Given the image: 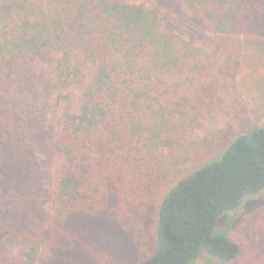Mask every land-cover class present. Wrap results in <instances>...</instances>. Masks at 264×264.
<instances>
[{"label": "trees", "instance_id": "16d2710c", "mask_svg": "<svg viewBox=\"0 0 264 264\" xmlns=\"http://www.w3.org/2000/svg\"><path fill=\"white\" fill-rule=\"evenodd\" d=\"M179 3L207 31L203 44L147 2L0 0V193L31 154L15 122L28 108L25 85L58 110L37 151L66 163L51 197L10 195L4 245L23 251L12 263L0 251V264H37L47 228L110 213L130 184L158 206L156 246L140 264H197L202 254L264 264V207L228 226L245 197L264 190V128L248 125L229 141L223 129L198 133L206 96L218 110L238 73L243 85L257 77L264 0Z\"/></svg>", "mask_w": 264, "mask_h": 264}, {"label": "rangeland", "instance_id": "374dc122", "mask_svg": "<svg viewBox=\"0 0 264 264\" xmlns=\"http://www.w3.org/2000/svg\"><path fill=\"white\" fill-rule=\"evenodd\" d=\"M126 1L161 6V14L166 18L167 26L186 39L203 44L208 37L207 31L200 24L182 13L179 0ZM257 65V77L252 81L249 79L246 85L241 84V74L235 76L231 92L218 110L211 101L213 96H206L205 117L199 134L204 135L205 129L210 127L223 129L227 131L226 138L229 141L248 125L264 128V86H257L259 80L264 84V58L258 60ZM23 88L28 94V108L19 110L15 122L17 129L29 136L31 154L28 160L23 161L20 172L8 175L0 193V251L5 253L7 263L17 260L23 251V247L15 242L4 245V240L12 234L11 228L15 222V205L10 195L17 193L23 196L51 197L66 166L64 160L39 153L35 146V137L50 133L57 120L58 110L55 109L54 100L40 94L36 84L25 85ZM215 104L218 105L216 101ZM130 185L132 190L127 189V192H132L128 198L122 196L120 204H110V213L80 215L47 228L42 236L37 264H140L144 252L150 253L156 246L158 206L147 197L139 198L137 185ZM262 207L264 190L245 197L240 206L233 210L236 212L231 214L229 220L232 221L228 226L241 223ZM224 220L226 224L228 220ZM197 264L218 263L207 254H202Z\"/></svg>", "mask_w": 264, "mask_h": 264}]
</instances>
